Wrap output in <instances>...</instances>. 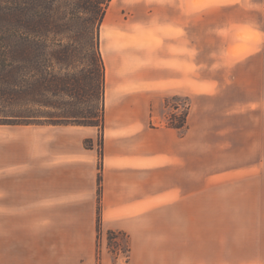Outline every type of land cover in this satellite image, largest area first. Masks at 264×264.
<instances>
[{
    "label": "crops",
    "instance_id": "crops-1",
    "mask_svg": "<svg viewBox=\"0 0 264 264\" xmlns=\"http://www.w3.org/2000/svg\"><path fill=\"white\" fill-rule=\"evenodd\" d=\"M101 48V152L95 127L0 126L9 233L45 264H264V0H112ZM99 217L128 260L98 259Z\"/></svg>",
    "mask_w": 264,
    "mask_h": 264
},
{
    "label": "rangeland",
    "instance_id": "rangeland-1",
    "mask_svg": "<svg viewBox=\"0 0 264 264\" xmlns=\"http://www.w3.org/2000/svg\"><path fill=\"white\" fill-rule=\"evenodd\" d=\"M48 2L45 1V4L40 3L41 9L43 10L45 5L46 7L52 6V9L59 13L58 18L61 20L59 23L61 28L45 39L50 45V52L46 58L43 57L45 60H42V64L48 66V71L52 77L62 82L67 91L65 94L54 95L49 93L47 96H34L30 93V110L33 114L40 113L42 116L54 115L59 117L79 114L80 117L85 119H72L69 121L63 119H42L43 121H40V123L17 126L53 125L54 123L80 126L77 123L89 121L94 115H99L101 119L99 122L97 121L99 126L95 127L97 128L95 130V140H87L85 145L87 148H92L93 144H95L97 150L101 152L106 117L105 92H103L106 67L101 48V29L97 36L91 34L90 28H87L90 17L89 11L93 6V0H48ZM30 37L35 38V33H32ZM57 51H60L61 60L52 55V53L54 54ZM94 53H97V58L103 60L102 65L104 68L103 70L100 69L99 72L97 71V63L93 60ZM98 66H100L99 63ZM25 67H27L26 81L29 86H32L31 84L35 79L42 77V72L35 71L31 63H26ZM56 80L51 82L53 83ZM97 86H99V96L95 93ZM81 87L85 88V91L81 93V96H78L75 92ZM33 100H35V103H33ZM46 103H56L59 107L55 108V106ZM189 108L190 104L188 101L173 99L167 102L164 110L166 113L165 124L172 127L170 126L171 124L183 122L185 118H187L188 123ZM0 115L3 114L0 112ZM3 117L0 116V120ZM180 130L183 131V129ZM99 181H101V177H99ZM100 193L99 189V195ZM1 212L2 208H0V214ZM6 222L0 219V264H45L44 260L55 257L58 254L40 251V242L37 235L17 234L14 226L10 234L7 230ZM100 225L102 229L101 219ZM104 237L107 242L106 247L113 256L121 254L128 260L129 248L126 236L115 232H109L104 235L103 231L100 234V239L98 238L97 254L99 260L103 253ZM33 247H35L34 250H32Z\"/></svg>",
    "mask_w": 264,
    "mask_h": 264
},
{
    "label": "trees",
    "instance_id": "trees-1",
    "mask_svg": "<svg viewBox=\"0 0 264 264\" xmlns=\"http://www.w3.org/2000/svg\"><path fill=\"white\" fill-rule=\"evenodd\" d=\"M45 1L48 2V0H0V112L3 114L0 116H4L0 120V125H30L40 123L42 119L69 121L84 118L79 114L59 117L42 116L40 113L33 114L30 110V93L34 96H47L49 93L65 94L67 91L62 82L52 77L48 66L42 64V60H45L43 57L46 58L50 52V45L45 39L61 28L59 13L52 9V6L46 7L45 5L43 10L41 9L40 3L45 4ZM111 2L112 0H93L87 26L91 34L98 36ZM32 33H35L36 39L30 37ZM52 55L61 60L60 51ZM93 60L97 63V71L103 70V60L97 58V53L93 54ZM26 63H31L35 71L42 72V77L35 79L32 86H29L26 81ZM51 79L56 81L52 83ZM98 87L95 88L97 89L95 93L99 96ZM83 91L85 88L81 87L75 93L81 96ZM103 92H105V76ZM51 106L59 107L56 103ZM100 119L99 115H94L89 121L80 122L77 125L97 127ZM53 125L61 124L54 123ZM170 126L185 130L187 118L183 122ZM98 221V238L100 239L102 232L100 217Z\"/></svg>",
    "mask_w": 264,
    "mask_h": 264
}]
</instances>
